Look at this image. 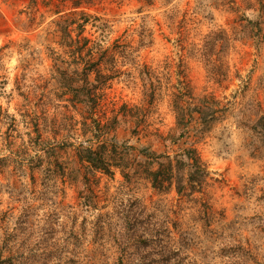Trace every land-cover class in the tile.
Segmentation results:
<instances>
[{
    "label": "rangeland",
    "instance_id": "rangeland-1",
    "mask_svg": "<svg viewBox=\"0 0 264 264\" xmlns=\"http://www.w3.org/2000/svg\"><path fill=\"white\" fill-rule=\"evenodd\" d=\"M64 4L0 0V264H119L150 232L179 264H264V0ZM184 84L224 110L177 128ZM91 117L116 127L110 173L77 159ZM184 148L207 170L192 192ZM147 150L170 154L171 186Z\"/></svg>",
    "mask_w": 264,
    "mask_h": 264
},
{
    "label": "trees",
    "instance_id": "trees-1",
    "mask_svg": "<svg viewBox=\"0 0 264 264\" xmlns=\"http://www.w3.org/2000/svg\"><path fill=\"white\" fill-rule=\"evenodd\" d=\"M31 3H34L35 0H30ZM70 1L71 6L69 9H72V14L76 13L75 8L79 7L82 4H88L94 0H54L56 4L55 12H59L61 9L59 7H64L67 4L66 2ZM82 14V12H81ZM68 16V15H65ZM58 22H66L70 24L71 21H66L63 15L58 16ZM259 29V28H258ZM61 32L65 34V24L64 28L61 29ZM84 82L87 83V72L84 70ZM86 97L89 95V89L86 87L85 92ZM192 95L191 89L184 84L182 88L179 90L172 92L173 100H172V107L175 112V119H176V127L185 130L191 124V120L194 119L193 114L197 113V121L202 124H207L213 121L216 117V111L224 110V107H219V102L216 100L211 99V97L203 96L197 100V103L191 107L190 103L188 102L187 98ZM191 98V97H190ZM93 100V98H92ZM95 104V98L90 104V102H86L87 106H91ZM97 103L94 105L96 107ZM93 106V107H94ZM92 112L87 113L85 118H88ZM131 116L135 117V124L138 125L136 120L140 119L139 116L131 114ZM91 122L87 123L83 120V124L85 125V129L90 131L91 137L88 138V143L83 145L80 144L78 147L77 159L82 164H85L86 167L96 170H101L105 173L111 172V164L110 160H108L107 151L109 150V146L114 147L113 151H117L115 149L117 142L115 141V129L116 127L109 128L106 125H99L97 119L91 117ZM114 123L117 124V116H114ZM138 127V126H137ZM114 129V130H113ZM135 130V128H134ZM165 139V138H164ZM183 156H185L189 163V168L192 170L190 174L186 177L188 183V189L190 192L197 189L198 186L204 180L206 175V168L200 158V155L196 148L190 149H183ZM145 156L149 157L152 161H155L157 164L156 168H148L146 175L150 180L153 187L162 189L166 186H171L172 182L175 181V173L174 168L172 165V160L170 159V154H156L155 152H151L147 150ZM159 158H164L165 161L159 160ZM118 163V162H115ZM114 165V164H113ZM117 165V164H115ZM118 167V166H116ZM177 191H180V187L177 186ZM206 211L205 215L207 217V221L210 222L212 219L213 210L210 206L206 203L203 204V208ZM160 232H150L149 236H139L138 241L141 243L140 247L136 248L135 251L131 253L128 251V246H121L118 248L121 256L119 258V264H122L123 256L127 254L133 255V259L131 264H179L178 260L176 259L177 255V248L174 246L173 239L170 240H163L161 239ZM139 249V250H138ZM242 260L237 258L232 259L227 264H251V262H247V257H249V253L247 250L242 249ZM251 259V258H250ZM254 261V260H252ZM253 264H259L258 262H253Z\"/></svg>",
    "mask_w": 264,
    "mask_h": 264
}]
</instances>
